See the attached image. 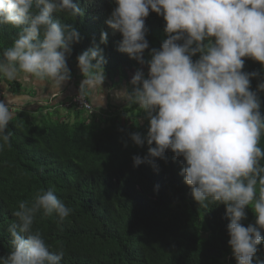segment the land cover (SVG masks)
I'll use <instances>...</instances> for the list:
<instances>
[{
    "label": "clouds",
    "instance_id": "clouds-1",
    "mask_svg": "<svg viewBox=\"0 0 264 264\" xmlns=\"http://www.w3.org/2000/svg\"><path fill=\"white\" fill-rule=\"evenodd\" d=\"M114 3L106 23L122 34L118 51L148 66L147 76L142 70L132 76L131 89L115 92L117 99L137 105L149 122L146 136L130 133L136 145L146 141L149 146L143 158L132 157L133 166L148 162L155 168L153 158L166 160L168 150L173 159L182 157L180 174L199 205L226 206L228 244L237 264H264L256 255L264 243V148L259 146L264 115L258 94L264 92V80L251 90V79L260 73L243 71L245 57L264 65V0ZM150 10L166 21L167 38L145 60ZM53 13L76 17L81 9L73 0H0V25L21 29L13 45L0 53V83L47 82L59 89L71 78L67 58L82 37ZM107 43L108 33L102 32L100 44ZM100 44L77 57L85 77L81 89L104 82ZM14 116L0 101V152L11 147L7 128ZM249 207L256 219L245 226ZM72 211L51 188L36 192L31 202H19L12 213L16 220L7 229L11 251L0 257V264H61L63 245L52 249L33 225L42 213L54 216L60 226Z\"/></svg>",
    "mask_w": 264,
    "mask_h": 264
},
{
    "label": "trees",
    "instance_id": "trees-1",
    "mask_svg": "<svg viewBox=\"0 0 264 264\" xmlns=\"http://www.w3.org/2000/svg\"><path fill=\"white\" fill-rule=\"evenodd\" d=\"M73 2L81 9L76 17L53 13L61 23L75 26L82 37L67 58L70 70L77 73V57L100 44L101 33L107 32L108 43L100 44L106 59L104 75L114 87L126 81L131 89V73L142 65L118 51L122 34L106 23L116 7L114 0ZM165 25L164 18L150 10L145 60L151 58V48L159 49L167 38ZM20 30L0 25V53L13 45ZM198 58L199 54L193 60ZM244 60L243 71L260 73L251 79V90H257L264 80V65ZM258 94L264 115V92ZM69 108L74 110L73 120L61 113L41 120L20 111L9 122L11 147L0 152V257L11 251L7 229L16 220L12 213L19 202H31L36 192L51 188L73 211L60 226L54 216L38 213L33 227L52 249L63 245L61 264H237L228 244L226 206L199 205L180 174L182 157L173 159L168 150L166 160L153 158L155 168L148 162L133 166L132 157L143 158L149 147L146 141L136 145L130 137L133 132L146 136L149 127L137 105L111 110L105 117L94 107L93 112ZM259 146L264 148V134ZM246 212L242 223H255L251 207ZM259 248L256 255L264 259V243Z\"/></svg>",
    "mask_w": 264,
    "mask_h": 264
},
{
    "label": "crops",
    "instance_id": "crops-1",
    "mask_svg": "<svg viewBox=\"0 0 264 264\" xmlns=\"http://www.w3.org/2000/svg\"><path fill=\"white\" fill-rule=\"evenodd\" d=\"M80 68L77 73L71 71V78L63 82L59 89H55L47 82L23 83L10 81L0 83V92L3 94V102L8 104L15 112V116L20 111H26L36 116L38 119L51 118L54 114L72 118L73 111L67 107V104L83 91L92 103L95 113L100 117H105L107 112L116 109H122L127 106V102L117 99L115 92L127 85L126 81L119 87H114L107 76L102 86H87L81 89L82 77ZM129 88V87H128ZM14 116V117H15Z\"/></svg>",
    "mask_w": 264,
    "mask_h": 264
},
{
    "label": "built area",
    "instance_id": "built-area-1",
    "mask_svg": "<svg viewBox=\"0 0 264 264\" xmlns=\"http://www.w3.org/2000/svg\"><path fill=\"white\" fill-rule=\"evenodd\" d=\"M2 95L0 94V101H1ZM71 105H75L77 108L93 112V105L90 102L89 98L85 94H79L75 96L68 104L67 107H71Z\"/></svg>",
    "mask_w": 264,
    "mask_h": 264
},
{
    "label": "rangeland",
    "instance_id": "rangeland-1",
    "mask_svg": "<svg viewBox=\"0 0 264 264\" xmlns=\"http://www.w3.org/2000/svg\"><path fill=\"white\" fill-rule=\"evenodd\" d=\"M140 70H142V71L145 73V76H147L148 71H147V67H146L145 65H142V66L140 67ZM136 71H137V70L132 71V73H131V78H132V76L136 73ZM121 102H123V101L121 100ZM128 105H129V104L127 103V106H128Z\"/></svg>",
    "mask_w": 264,
    "mask_h": 264
}]
</instances>
